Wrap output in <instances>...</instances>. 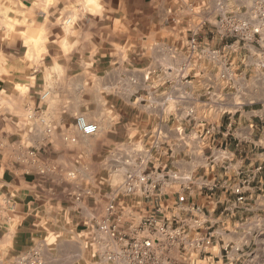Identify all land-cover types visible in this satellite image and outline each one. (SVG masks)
I'll use <instances>...</instances> for the list:
<instances>
[{"label": "crops", "instance_id": "obj_1", "mask_svg": "<svg viewBox=\"0 0 264 264\" xmlns=\"http://www.w3.org/2000/svg\"><path fill=\"white\" fill-rule=\"evenodd\" d=\"M253 1L103 0L108 13L76 15L63 49L62 14L0 0V22H18L0 33V264L36 231L93 232L114 192L125 225L151 216L189 237L210 233L201 251L176 246L175 261L237 263L264 220V51L219 37L217 22ZM32 29L54 41L37 59L25 43L15 51V32ZM78 115L98 131L81 134ZM139 157L158 185L148 198L118 188Z\"/></svg>", "mask_w": 264, "mask_h": 264}, {"label": "built area", "instance_id": "obj_2", "mask_svg": "<svg viewBox=\"0 0 264 264\" xmlns=\"http://www.w3.org/2000/svg\"><path fill=\"white\" fill-rule=\"evenodd\" d=\"M217 34L221 38L233 37L240 45L254 46L259 51H264V0H254L244 15L220 17L217 22ZM189 44L194 50L196 46L194 37L189 40ZM256 67L264 71V61L256 63ZM262 83L264 84V79ZM74 125L85 136L93 135L98 131V125L88 121L83 115L75 118ZM146 163V157H139L136 160L135 169L128 170L118 186L121 192L148 198L151 193L157 191L158 185L152 181L150 172L142 168ZM75 199L80 200L81 193H77ZM238 199L241 200L242 197L239 196ZM123 218V213L117 207L116 192H114L105 202L103 213L91 219V224L99 234L115 245L113 249L108 247L103 250L102 257L105 262L168 264L169 259L163 257L171 252L172 247L179 246L187 250L201 251L211 243L210 233L189 237L181 228L170 227L154 220L151 216L126 225ZM41 246L42 244H36L17 254L14 257V264H43Z\"/></svg>", "mask_w": 264, "mask_h": 264}, {"label": "rangeland", "instance_id": "obj_3", "mask_svg": "<svg viewBox=\"0 0 264 264\" xmlns=\"http://www.w3.org/2000/svg\"><path fill=\"white\" fill-rule=\"evenodd\" d=\"M32 2L35 3H32V7L35 10H39L43 13L62 14L57 25L63 31L62 38H59V41H63V43L59 44L60 46H63V49H65V44L71 42L70 32L76 25V15L89 13L96 14L97 16L99 14L102 15L108 13V11L102 6L104 3L103 0H32ZM41 2L42 4H39ZM17 23L18 22H0V33H2L3 30H11L12 32L13 25H16ZM18 29L21 30L22 27L20 26ZM40 33L41 32H38V30L34 31L32 29V35L24 38L23 33L16 31L14 35L16 54H19L22 51V44L25 43L27 46L31 47L32 58L35 57L37 59L39 58L41 49L44 45H54L52 38H41L39 36ZM4 36L0 37V46L5 45L8 40V37L6 35ZM58 80L61 81L60 79ZM50 90V88L46 89L44 92L45 94L43 93V95L47 96ZM26 116H29L27 121L33 124L36 122L33 114L27 113ZM87 119L89 121H97L96 118L90 119L87 117ZM16 154H21V151L16 152ZM68 177L73 178L72 173H69ZM73 199H75V197ZM62 205L71 207L75 204L72 199L68 198L65 203H62ZM123 221L126 223L128 219L124 216ZM139 221L140 219L136 221L134 220L132 223ZM82 229L84 231H82ZM93 232L85 230L84 228L36 231L30 247L36 244H42L41 253L44 260L43 264H100V262H105L102 257L103 250L108 247L113 249L115 245L111 240L102 237L96 229H93ZM36 234H38V237ZM243 242L238 246L239 250L237 252L239 258L236 264H264V220L261 223H253V230ZM175 248L177 247H172L170 253L173 259L172 262L168 264L183 263L177 259L175 261Z\"/></svg>", "mask_w": 264, "mask_h": 264}]
</instances>
